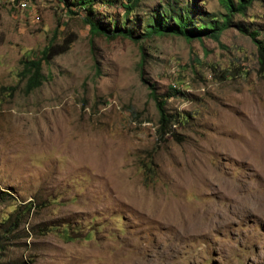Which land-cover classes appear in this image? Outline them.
Segmentation results:
<instances>
[{
  "label": "rangeland",
  "instance_id": "obj_1",
  "mask_svg": "<svg viewBox=\"0 0 264 264\" xmlns=\"http://www.w3.org/2000/svg\"><path fill=\"white\" fill-rule=\"evenodd\" d=\"M66 1L0 0V264H264V77L234 26L264 41V0L218 40L138 42L90 32ZM130 5L95 0L92 20L136 37L168 6L195 22L227 13L221 0ZM68 39L26 93L23 63Z\"/></svg>",
  "mask_w": 264,
  "mask_h": 264
},
{
  "label": "trees",
  "instance_id": "obj_2",
  "mask_svg": "<svg viewBox=\"0 0 264 264\" xmlns=\"http://www.w3.org/2000/svg\"><path fill=\"white\" fill-rule=\"evenodd\" d=\"M61 2L70 4L66 0H60ZM140 0H132V5L125 9L126 14ZM226 14L221 16V20H217L213 15L206 14L205 18L200 17L198 22H195L196 18L190 12L189 8H182L176 10L175 6H168L162 10H158L152 13L146 25H144L143 32L136 37H133L131 29H123L122 27L112 26L111 31H107L99 23L92 20V5L95 0H78L77 6L79 9L85 11V22L89 25L90 32L102 33L105 36L116 34H122L124 36H130L135 41H139L143 37H149L153 34H170L184 36L187 39L201 38L207 36L214 40H218L219 35L226 28L232 24V16L234 13L243 14L244 10L257 0H221ZM235 28L241 33L248 35L254 42L257 48V59L259 65V72L264 77V41L258 38L257 31H250L243 28L240 24H234ZM73 40H65L62 44H50L43 49L40 58L36 60H27L24 64L23 76L26 78L25 92L30 93L34 89L41 86L43 81V75L41 73L42 63L49 62L55 56L65 53L69 48ZM173 96L169 94L168 97ZM156 107L159 112V128L157 134L160 140H164L166 135H169V131L165 129L166 124L169 122L168 115L165 113L164 101L155 97Z\"/></svg>",
  "mask_w": 264,
  "mask_h": 264
}]
</instances>
